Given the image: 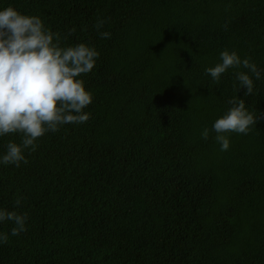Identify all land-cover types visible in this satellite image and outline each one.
<instances>
[{"label":"trees","instance_id":"obj_1","mask_svg":"<svg viewBox=\"0 0 264 264\" xmlns=\"http://www.w3.org/2000/svg\"><path fill=\"white\" fill-rule=\"evenodd\" d=\"M9 5L101 55L83 77L89 120L47 132L26 164L0 165V208L27 213L19 236L0 224V264H264V115L229 133L227 151L214 131L202 138V166L187 144L189 127L211 129L229 109L196 112L193 96L222 89L227 103L264 109V79L245 96L234 68L219 81L205 71L219 63L207 59L214 43L264 69V0H0ZM9 141L21 134L0 137V154Z\"/></svg>","mask_w":264,"mask_h":264},{"label":"clouds","instance_id":"obj_2","mask_svg":"<svg viewBox=\"0 0 264 264\" xmlns=\"http://www.w3.org/2000/svg\"><path fill=\"white\" fill-rule=\"evenodd\" d=\"M29 6V3H27ZM24 6L11 5L0 8V137L21 134V141H9L6 151L0 154V165L27 163L25 150H35L37 140L47 132H57L63 125L85 123L91 113L85 109L93 103L94 95L87 89L83 77L94 70L101 53L86 42L69 44L59 32L45 26L40 16L23 13ZM106 21L98 20L96 29L101 38L110 39V31H100ZM193 31L201 36L211 32L207 26L197 25ZM213 51V55L210 52ZM207 59L219 61L205 69L215 81L234 68V81L239 90L246 88L245 96L255 90V81L264 79V69L251 60L242 58L235 50L225 49L214 43ZM178 55H186L189 46L177 48ZM190 79L191 75L188 74ZM196 112H205L211 105L229 106L219 116L212 128L189 127L187 144L197 152L203 165L207 140L212 131L221 151L230 148L229 133L247 134L264 115L244 98L226 102L222 89L206 98L193 96ZM152 124H149V127ZM21 203L20 199L16 201ZM11 221V236L27 231V213L0 208V224ZM9 233L0 231V244L6 243Z\"/></svg>","mask_w":264,"mask_h":264}]
</instances>
